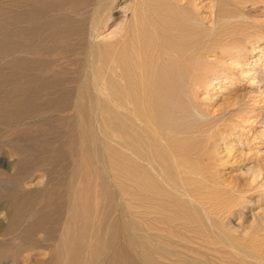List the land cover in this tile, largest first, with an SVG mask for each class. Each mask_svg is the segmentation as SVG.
Segmentation results:
<instances>
[{"label": "rangeland", "instance_id": "1", "mask_svg": "<svg viewBox=\"0 0 264 264\" xmlns=\"http://www.w3.org/2000/svg\"><path fill=\"white\" fill-rule=\"evenodd\" d=\"M79 1L0 0V264H96L115 246L160 264H264V0L187 1L200 56L170 102L175 129L154 132L167 162L144 156L147 186L124 173L93 45L130 41L157 0Z\"/></svg>", "mask_w": 264, "mask_h": 264}, {"label": "bare ground", "instance_id": "2", "mask_svg": "<svg viewBox=\"0 0 264 264\" xmlns=\"http://www.w3.org/2000/svg\"><path fill=\"white\" fill-rule=\"evenodd\" d=\"M187 1L188 0H157L155 2V4H153V6H151V8H149V11L147 12L148 16L141 17L138 15L136 16L134 13L132 14V16L134 17V15H135V17H134V22H133V24H134V30H133V34H132L133 37H132V39H130V41H128V42L125 41V42L121 43L122 45L111 44V46L107 49L101 48L99 42L95 43V45H93L94 46L93 56L95 57L94 60H96V62H98L97 64H100V65L108 64V66H107L108 72L106 73L104 78L111 86L110 94H111V98H112L113 103H114L111 110H110V108H106L109 115L110 116L112 115L110 118V122H109L110 123L109 127L111 129V133H112V135L119 137V139H121V142L125 143L124 145H126L128 147V149L127 148L126 149L129 150V152H130V154L126 158L124 157V160H126L125 163H128V164H125V168H124L125 172L124 173L129 179L137 177L140 180L139 183L141 184V186H147L146 181L149 179L151 180V176L143 171V166L149 165V163L146 165L143 164L144 160H145L144 156L147 154V152L153 158H157L158 160L162 161L163 163L167 162V153L162 146H160L159 144H157L155 142L156 139H154V134H155L154 132L157 129H169V128L175 129V125L172 123V119H173V116L175 113V109L170 104V102H171L172 98L175 97L178 94V92L181 90L182 85L185 82V80H187L189 78L190 73H191L190 69L196 68V66L198 64L197 61H198L199 56H200L199 52L196 50H193V49L198 44V40H200L202 33H200V31L192 23V16L187 9V5L189 4V3H187ZM64 3H65V1H64ZM105 6L107 9V5H105ZM98 10H99V8H98ZM136 10H137V8H136ZM71 11H72V9H71ZM138 11H139V9H138ZM96 14H98V13H96ZM93 16H95V15H93ZM95 17H96V19H98L97 18L98 16H95ZM95 17H93V18H95ZM93 20L91 18L92 23H94V21H95V20L94 21ZM92 27L95 30L94 24H92ZM123 34H124V32H123ZM88 38H89V36H88ZM90 38H92V37L90 36ZM121 38H122V36H121ZM94 40H96V39H94ZM89 42H91V40ZM96 42H97V40H96ZM118 43H120V41ZM159 47L161 48V50L157 51V50H159ZM94 60H93V62H94ZM93 62H91V63L93 64ZM97 64H96V66H98ZM94 65L92 66L93 68H91V69H95ZM96 71H97V68H96ZM93 72H95V71L93 70ZM96 73L99 74L98 71ZM97 74H95V75H97ZM95 75H93V76L96 77ZM97 76L100 77V75H97ZM191 77H193V76H191ZM96 79L97 78H94L93 80H96ZM91 80H92V78H91ZM94 82H96V81H94ZM104 83H105V81H104ZM94 86H97V84L96 85L94 84ZM107 89H109V87H107ZM78 91H80V90H78ZM97 91H99V90H97ZM102 91H104V90H102ZM99 92H97V94ZM100 94L104 95L106 93L102 94L100 92ZM81 95H83V93ZM106 95H108V94H106ZM102 97H104V96H102ZM76 102H75V104H76ZM79 102H80V99H79ZM79 102H78V104H80L79 106H81V112H87L86 108L88 106H90L92 108L91 105L94 103V102H92L91 105H88L85 108V106L88 104V102H85V103H87L86 105H85V103L82 104L84 106H82L81 103H79ZM81 102H82V100H81ZM91 102H89V103H91ZM108 103H109V101H108ZM102 105H101V107H102ZM77 106H75V107L77 108ZM75 107H73V108H75ZM97 107H99V106L97 105L96 109H97ZM178 107H180V106H178ZM91 108H90V110H92V111L95 110V109H91ZM77 109H79V108H77ZM75 110H72V111L76 112L77 110L76 111ZM118 111L123 112V114L125 116V120H123V121L120 120V118H119L120 112H118ZM93 112H95V111H93ZM99 112H101L100 109H99ZM77 113H80V112L78 111ZM77 115L80 116L79 114H77ZM82 117H83V115H82ZM85 122H86V120H85ZM84 129H87V128H84ZM90 129H91V127H90ZM93 129L94 128H92V130ZM86 131L88 132V130H86ZM90 132H91V130H90ZM95 132H97V131H95ZM111 133H109V134H111ZM156 133L159 134L158 132H156ZM93 135H94V132H93ZM93 135H91V136H93ZM89 139H90V136H89L88 140ZM94 140H96V138ZM94 140H93V142H94ZM90 141H91V139H90ZM93 142L91 141L92 144H93ZM109 143L112 144V142H109ZM96 145H98V144H96ZM175 145L177 146V144H175ZM84 146H86V145H84ZM146 147L147 148L149 147V151H146V149H145ZM91 149L92 148H89V150H91ZM95 151H96V149H95ZM94 153L95 152H93V154ZM114 153H115V156H117V159H115L114 162L118 164L119 160H120V158H118L120 152L115 151ZM171 155H173V153ZM95 158L98 159L97 157H95ZM170 159H171V157H170ZM96 162H98V161H96ZM110 163H111V161H110ZM155 165H156V163L154 162V166ZM150 167L152 169L153 166L150 165ZM155 167H157V166H155ZM161 171H163V170H161ZM156 177H157V175H156ZM176 178H178L177 175H176ZM160 179L162 180V178H160ZM154 180H156V179H154ZM164 181H165V179H164ZM169 182L167 183V185L169 184ZM171 185L173 186V184H171ZM156 186H157V184H156ZM140 189H142V188H140ZM157 200H159V199H157ZM170 206H172V205H170ZM174 211H175V209H174ZM187 217H189V215H186V218ZM115 224L116 223H114V225ZM117 225H118V223H117ZM110 227L109 228L107 227V228L110 229ZM114 228H116V227L114 226ZM105 231H107V233H108L109 230H107L105 228ZM112 232H113L112 236H115L116 233L118 234L121 231L119 232V229L116 228L115 231H112ZM122 232H124V231H122ZM132 234H133L132 236H135L134 233H132ZM127 235H129V233ZM105 238L103 241H105ZM115 238H113V239H115ZM135 238H138V237L135 236L134 239ZM101 239H103V238H101ZM118 240H119V238H118ZM115 241H116V239H115ZM119 241H121V239ZM60 244H59V246H60ZM123 244H124V242H123ZM131 244H133V246L135 245L134 243H131ZM115 245H117V244L115 243ZM149 246H151V245H149ZM110 247H112V245H110ZM118 247L119 248H117L116 246L113 247L110 252L107 251L108 252L107 255L101 256V258L99 257V260L96 264H160L158 262V259H157V261L155 259H153V257L151 256L153 254H150V251L147 248L142 249V251L140 253H138L135 251V248L134 249L132 248V249H129L126 251V250L120 249V246H118ZM160 247H162V245ZM60 248L62 249V247H60ZM121 248H122V246H121ZM162 250H163V248H162ZM56 251L59 252V250H56ZM53 252H55V251L53 250ZM151 253H153V251H151ZM54 254L57 255L56 252ZM58 254H60L59 255V257H60L61 253H58ZM98 255H99V253L97 251V256Z\"/></svg>", "mask_w": 264, "mask_h": 264}]
</instances>
